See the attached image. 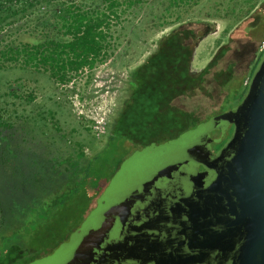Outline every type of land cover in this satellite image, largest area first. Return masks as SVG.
Returning a JSON list of instances; mask_svg holds the SVG:
<instances>
[{"label":"rangeland","instance_id":"1","mask_svg":"<svg viewBox=\"0 0 264 264\" xmlns=\"http://www.w3.org/2000/svg\"><path fill=\"white\" fill-rule=\"evenodd\" d=\"M73 1L86 9L101 6L100 0ZM67 3L73 2L0 0V10L11 7L14 11L0 25V50L32 46L48 37L68 40L56 24L60 7ZM217 5L221 11L216 14ZM122 7L120 19L110 30L109 56L68 83H60L21 60L0 57V233L23 222L35 202L61 192L79 173L84 158L102 148L112 118L127 97L130 71L155 49L158 38L187 19H205L216 25L224 24L226 17L237 21L251 11L245 0H197L190 6L181 0L178 5L174 0H126ZM225 32L220 30L216 38L203 40L194 66H203L201 54L208 55L210 42H223ZM229 100L228 106H223L225 111L236 98ZM107 178L100 185L88 178L78 183L72 199L49 216L47 226L34 229L35 234L42 233L41 238L31 229L20 239L24 246L16 249L19 255H13L18 247L15 244L9 255H0V261L30 264L48 253L53 244L64 242L91 211L111 175ZM48 227L52 232L44 236Z\"/></svg>","mask_w":264,"mask_h":264},{"label":"trees","instance_id":"2","mask_svg":"<svg viewBox=\"0 0 264 264\" xmlns=\"http://www.w3.org/2000/svg\"><path fill=\"white\" fill-rule=\"evenodd\" d=\"M70 1L73 3L60 7L62 11L56 20L57 28L68 40L48 37L32 46H6L0 50V57L21 60L24 65L48 72L60 83H68L75 75L103 63L112 48L111 27L120 19L126 0H100L101 6L93 9ZM181 1L187 6L197 2ZM174 4L178 5L179 0H174ZM218 10L217 5L216 14ZM13 14L11 7L0 10V25ZM213 29L214 23L210 21L187 19L157 39L155 49L130 71L127 97L112 118L102 148L84 158L79 173L61 192L35 202L23 222L0 233V255H9L15 244L18 247L15 246L13 255H19L16 249L23 248L20 241L23 235L31 229L34 233L38 226L44 229L49 216L72 199L78 183L88 178L94 185H100L105 177L112 178L138 147L169 141L224 111L229 98H236L232 105L241 100L264 50V4L235 26L226 43L215 50L200 70L192 71L193 48ZM51 232L52 228L48 227L44 236ZM36 233L39 234L34 233L35 236L42 237V233ZM1 263L15 261L7 259Z\"/></svg>","mask_w":264,"mask_h":264},{"label":"water","instance_id":"3","mask_svg":"<svg viewBox=\"0 0 264 264\" xmlns=\"http://www.w3.org/2000/svg\"><path fill=\"white\" fill-rule=\"evenodd\" d=\"M220 121L232 125L231 133L207 156L205 169L211 170V177L197 186V177L180 169L187 160L184 152H195L194 142ZM174 174L180 177L169 187L176 192L174 206L163 215L153 214L150 225L113 250L112 264H184L193 251L232 236L239 245L232 264H264V50L236 105L166 143L127 157L68 241L30 264L61 258L59 264L64 254L70 255L67 264H87L85 256L94 259V251L124 241L126 224L134 222L132 209L143 207L134 205H142L148 196L138 193L165 178L174 180ZM127 193L133 200L117 205Z\"/></svg>","mask_w":264,"mask_h":264},{"label":"flooded vegetation","instance_id":"4","mask_svg":"<svg viewBox=\"0 0 264 264\" xmlns=\"http://www.w3.org/2000/svg\"><path fill=\"white\" fill-rule=\"evenodd\" d=\"M230 108L231 106L228 108V110ZM222 112H219L216 115ZM218 123L219 124L217 125L219 126L214 127V129L210 130L209 132L204 131L200 135V138H198L197 141L194 142V147L196 149L195 152H191V151L184 152L183 156L186 157L187 160L184 163V165L180 166V169L184 172L183 174L196 176L197 178L195 179L197 181L196 184L197 186L199 185L201 186L202 184L205 185L204 183L211 177L210 176L211 170L205 169V166L207 164L206 162L207 156L210 157L212 154L216 153L217 150L222 146V144L225 142V140L228 138V136L231 133L232 130L231 124L229 123L226 124L225 122L222 123L221 121ZM185 131H183V133ZM180 135L178 134L174 138ZM166 142H162V143H166ZM162 143H159L157 145H160ZM143 148H145V145L138 147L137 149L132 151L131 154H133L134 152L141 151ZM197 149L199 150V152L197 151ZM130 155H128L127 157H129ZM178 180H180L179 175L174 174V180H172L171 178H165L162 181L151 184L149 186L150 187L149 189H145L139 192L138 195L141 194L148 196L143 197L142 205H134V207H140V206L143 207L132 209V216L130 217L134 218V222L133 223L131 222L132 224H126L123 232V235H125L124 241L123 239L118 240L114 244L105 245V247L100 251H94V259L85 256V260L88 261L87 264H112V259H110V256L112 255L113 250L121 248L123 242L126 243V240L133 239L139 228L150 225L153 222V220L156 218V216H154L153 214L158 212L160 215H163L167 212L169 207L174 206V202H175L174 197H176L175 196L176 192L174 193V191L169 190V187L176 185ZM133 196L134 195L132 193H127V198H124L122 203L119 201L117 205L130 203L133 200ZM95 205L93 206V208L95 207ZM137 212H140L141 215H135V213ZM69 236L67 237L66 240H64V242L68 241ZM233 237L235 236L223 239L220 242L207 246L198 252L195 251L194 253L193 251L190 255L187 256V258L185 259L186 262L184 264H232L237 256L238 247H239V245L235 243ZM56 248L57 246L53 248V250L51 249L45 255L51 254ZM45 255L43 254L42 256ZM61 256H63V254ZM69 256H70L69 254H64L59 264L69 263L67 261ZM58 259L53 260L50 264H56Z\"/></svg>","mask_w":264,"mask_h":264},{"label":"crops","instance_id":"5","mask_svg":"<svg viewBox=\"0 0 264 264\" xmlns=\"http://www.w3.org/2000/svg\"><path fill=\"white\" fill-rule=\"evenodd\" d=\"M246 1V5H248V6H251V11L249 12V14L251 13V12H253V11H255V10H257L258 8H260L261 6H263V4H264V0H256L255 2H254V4H251V3H253V1L252 0H249V2L247 1V0H245ZM248 3V4H247ZM251 4V5H250ZM242 8H244V7H242ZM242 8L240 9V10H242ZM220 11H221V9H220ZM220 11H218V13H220ZM222 13V12H221ZM249 14L248 15H246L245 17H247V16H249ZM245 17H243V18H241V19H239V20H237V21H231L232 19L230 18V17H226L225 18V23L223 24V23H216V25H215V23H214V29L212 30V31H210V32H208V34H206V35H204L202 38H200L198 41H197V43L195 44V49L193 50V53H192V56H191V61H190V69L192 70V71H198V70H200L209 60H210V58L212 57V55H213V53L215 52V50L219 47V46H221L222 44H225L226 43V41H227V38H228V36H229V34H230V32L235 28V26L242 20V19H244ZM202 20H205V19H202ZM207 20H210V19H207ZM216 20V19H215ZM225 27H226V29H225ZM220 30H223V31H226L225 32V36H224V41L223 42H210V46L207 48V50H206V54H208L206 57L205 56H202V54H201V58L203 59L202 60V65L203 66H200V67H196V66H194V62H195V59H196V55L198 54V51H199V49H201V45H202V43H203V40L204 39H206V37H208V36H213V39L214 38H216L215 36L216 35H218L219 34V31ZM212 39V40H213ZM212 47V48H211ZM209 48H211V50L209 51ZM209 51V52H208Z\"/></svg>","mask_w":264,"mask_h":264},{"label":"built area","instance_id":"6","mask_svg":"<svg viewBox=\"0 0 264 264\" xmlns=\"http://www.w3.org/2000/svg\"><path fill=\"white\" fill-rule=\"evenodd\" d=\"M252 1H254V0H252ZM244 84H247V79L244 81Z\"/></svg>","mask_w":264,"mask_h":264}]
</instances>
